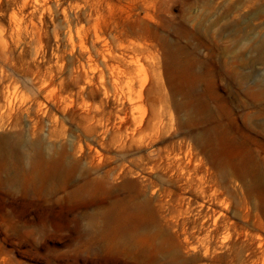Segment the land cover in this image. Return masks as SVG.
Listing matches in <instances>:
<instances>
[{
  "label": "rangeland",
  "instance_id": "obj_1",
  "mask_svg": "<svg viewBox=\"0 0 264 264\" xmlns=\"http://www.w3.org/2000/svg\"><path fill=\"white\" fill-rule=\"evenodd\" d=\"M0 264H264V0H0Z\"/></svg>",
  "mask_w": 264,
  "mask_h": 264
}]
</instances>
